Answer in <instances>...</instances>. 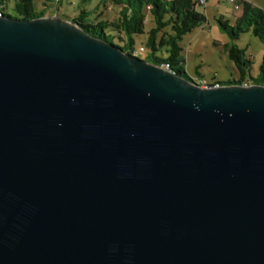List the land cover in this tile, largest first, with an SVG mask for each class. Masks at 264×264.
<instances>
[{
    "label": "water",
    "instance_id": "1",
    "mask_svg": "<svg viewBox=\"0 0 264 264\" xmlns=\"http://www.w3.org/2000/svg\"><path fill=\"white\" fill-rule=\"evenodd\" d=\"M56 20L0 16V264H264V86Z\"/></svg>",
    "mask_w": 264,
    "mask_h": 264
},
{
    "label": "trees",
    "instance_id": "2",
    "mask_svg": "<svg viewBox=\"0 0 264 264\" xmlns=\"http://www.w3.org/2000/svg\"><path fill=\"white\" fill-rule=\"evenodd\" d=\"M87 1L79 0L81 4ZM235 1L241 7V15L237 18L235 29L233 26H229L226 21L219 19L220 29L233 38H237L240 32L250 29L252 34L264 44V10L253 5V0ZM10 2H12L13 13L9 14L6 12V7ZM56 2H60V0H56ZM106 2L118 6V16L115 20L105 21L95 18V22H93L87 16L85 9L81 8L79 14L69 18V21L84 29L91 36L113 43L115 47L131 57H136L132 56V52L135 50V36L144 34L141 46H144L148 53L147 62L158 66L167 63L168 71L194 81L185 71L180 42L183 35L200 26L206 20L205 15L197 11L196 0H105L103 6ZM146 5H149L150 9L146 10ZM32 10L33 0H0V16L5 18L20 20L38 18ZM98 15L100 16L101 13L99 12ZM146 16L150 17L148 27L143 21ZM243 21H245L244 25H242ZM107 30L117 35L118 44L111 40V37L114 39L116 36L109 35ZM225 49L238 76L226 84L241 85L243 82H247V84L264 86V53L258 66L257 75L252 76L250 73L251 61L243 49L233 43L225 44ZM209 82L217 83L218 86L222 85L215 79Z\"/></svg>",
    "mask_w": 264,
    "mask_h": 264
},
{
    "label": "rangeland",
    "instance_id": "3",
    "mask_svg": "<svg viewBox=\"0 0 264 264\" xmlns=\"http://www.w3.org/2000/svg\"><path fill=\"white\" fill-rule=\"evenodd\" d=\"M255 1H258L260 3L259 7L264 10V0ZM104 2L105 0H88L81 4L79 0H60V2H56V0H33L32 11L37 17H52V20L57 21V17L69 20V18L78 15L80 9L83 8L93 22H95V18L105 21L115 20L118 16V6L107 2L103 6ZM196 9L205 15L206 20L200 26L183 35L181 39V54L187 75L196 83L201 78L206 79L208 82L213 81V78H215V81L221 82L222 85L233 78H237L236 69L233 62L228 58L225 49V44L230 43L243 49L245 55L251 61V75H257L258 66L264 53V44L252 34L250 29L240 32L237 38H233L223 32L218 25L220 19L226 21L229 26H233L235 29L238 17L235 16L233 3L230 0H208L205 8L197 5ZM6 12L13 13L12 2L8 3ZM99 12L101 13L100 16L98 15ZM221 14L222 17L219 18ZM147 17L146 26L148 27L150 17ZM228 18L231 19L227 20ZM244 24L245 21L242 22V25ZM107 32L109 35L116 36L114 39L111 37V40L118 44L117 35L109 30ZM144 37V34L135 36L134 49L138 57L146 61L149 59L147 51H138ZM158 53L161 55L160 52Z\"/></svg>",
    "mask_w": 264,
    "mask_h": 264
},
{
    "label": "built area",
    "instance_id": "4",
    "mask_svg": "<svg viewBox=\"0 0 264 264\" xmlns=\"http://www.w3.org/2000/svg\"><path fill=\"white\" fill-rule=\"evenodd\" d=\"M230 1L233 3L234 10H239L240 9V6L237 3H235V0H230ZM196 3L199 6H202L203 7L205 5V0H196ZM145 8H146V10H148V9H150V6L149 5H146ZM143 21L146 24L148 22V17L146 16ZM138 51L144 52L145 51L144 46H140ZM132 56H137L138 57L136 50H134L132 52ZM160 66H161V68H163L165 70H168V68H169V65L167 63L161 64ZM197 84L200 87H202V88H205L207 86H211V87H217L218 86L217 83L211 84V82H208L206 79H202V78H201V80L199 82H197ZM241 85L242 86H247L248 84H247V82H243Z\"/></svg>",
    "mask_w": 264,
    "mask_h": 264
},
{
    "label": "crops",
    "instance_id": "5",
    "mask_svg": "<svg viewBox=\"0 0 264 264\" xmlns=\"http://www.w3.org/2000/svg\"><path fill=\"white\" fill-rule=\"evenodd\" d=\"M207 2H208V0H206L205 5L203 6L204 8H205ZM252 3H253V5L259 7V4H260V3H258V1L253 0ZM259 8L262 9V7H259ZM262 10H263V9H262ZM234 11H235V16H236V17H239V16L241 15V7H240L239 10H234ZM220 17H222V14H221ZM229 19H231V18H228L227 20H229ZM202 79H204V78H202ZM214 79H215V78H214ZM215 80H216V79H215Z\"/></svg>",
    "mask_w": 264,
    "mask_h": 264
}]
</instances>
